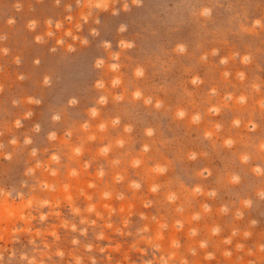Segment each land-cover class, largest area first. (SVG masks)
Returning a JSON list of instances; mask_svg holds the SVG:
<instances>
[{
  "label": "rangeland",
  "instance_id": "rangeland-1",
  "mask_svg": "<svg viewBox=\"0 0 264 264\" xmlns=\"http://www.w3.org/2000/svg\"><path fill=\"white\" fill-rule=\"evenodd\" d=\"M0 264H264V0H0Z\"/></svg>",
  "mask_w": 264,
  "mask_h": 264
},
{
  "label": "clouds",
  "instance_id": "clouds-1",
  "mask_svg": "<svg viewBox=\"0 0 264 264\" xmlns=\"http://www.w3.org/2000/svg\"><path fill=\"white\" fill-rule=\"evenodd\" d=\"M210 12H211V10L209 9V8H204V9H202V11H201V15H204V16H207V15H209L210 14ZM255 23L258 25L259 23H260V21L259 20H256L255 21ZM115 67V66H114ZM137 95H139V93H137ZM183 113H181V115H182ZM137 163H139L138 161H137ZM160 171H163V169H160ZM133 187H135V188H138L139 187V184H136V183H133ZM153 191H155V187L153 188ZM108 194L107 193H105V196H107ZM75 242V241H74Z\"/></svg>",
  "mask_w": 264,
  "mask_h": 264
}]
</instances>
